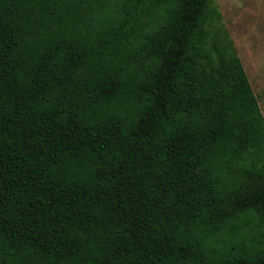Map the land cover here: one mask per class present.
Here are the masks:
<instances>
[{
	"label": "trees",
	"instance_id": "obj_1",
	"mask_svg": "<svg viewBox=\"0 0 264 264\" xmlns=\"http://www.w3.org/2000/svg\"><path fill=\"white\" fill-rule=\"evenodd\" d=\"M212 0H0V264H264V117Z\"/></svg>",
	"mask_w": 264,
	"mask_h": 264
},
{
	"label": "rangeland",
	"instance_id": "obj_2",
	"mask_svg": "<svg viewBox=\"0 0 264 264\" xmlns=\"http://www.w3.org/2000/svg\"><path fill=\"white\" fill-rule=\"evenodd\" d=\"M264 117V0H212Z\"/></svg>",
	"mask_w": 264,
	"mask_h": 264
}]
</instances>
